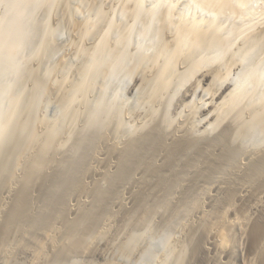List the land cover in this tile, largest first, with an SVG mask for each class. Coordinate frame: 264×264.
<instances>
[{"label": "bare ground", "instance_id": "1", "mask_svg": "<svg viewBox=\"0 0 264 264\" xmlns=\"http://www.w3.org/2000/svg\"><path fill=\"white\" fill-rule=\"evenodd\" d=\"M66 1L68 2L69 0H0V5H2V13L0 15V76L4 74L6 75L9 69L14 72V77L12 78V80L8 81L5 89H3L4 86L2 87V89L7 94H9L12 90H15L14 92L12 91V93H10V97L6 98L4 105L0 106V193L2 195V201H0V216L1 214L3 216L2 211H4V215L6 214L4 217V222L0 224V264H15L16 262L13 257L11 246L14 244L16 246L22 245V241L26 237L25 236L22 239V236L20 234V227L22 228L23 226L19 225V222L29 223L30 219L28 218V215H31L30 211L34 209L30 208L31 210L29 209L30 211L28 212V204L30 203L27 202L29 201V192H31L33 187H40L41 189H39L41 190V192L43 191L46 195L47 192L45 191L48 190L45 189L51 186V183L54 182L53 180L56 179L57 176L58 178H60V175H62V178L63 176H65L69 177V180L72 178V181H75L73 183L75 186L73 187L75 189V193L77 194L76 203L71 207V205H68L67 202H62V199L61 209L63 210L62 212H65L66 215H70L72 213L78 214L79 222L77 220V223L79 225L78 227H76L73 223H71L73 225H70L69 223L64 222L66 225L65 226L61 221H63V218H67V216H63V218L61 217L60 219L62 220L55 219L54 222L49 221L47 224L43 225L42 228H38L39 230L37 229V227L41 226H38L37 224H34V222H32L34 224L33 227L36 228L38 232L41 229L40 232L43 234L42 238H44H41L42 241L39 238V240H37L34 245L32 244L33 246H35L32 248V250L34 249L32 253V264H77L75 263L76 261L68 263V256H74L75 253H82L83 255L84 253L90 252V248L94 245V243L100 241L101 239H104L103 237L107 234V228L104 223L96 222L95 224H92V220L105 218L106 212L108 213V202H110V199L116 198L119 194H121V190H123L119 188L121 186V181L124 182L123 180H127L126 178H130L132 174H136L135 171H141L137 170L140 167H143L144 169L147 166L145 168L147 169L155 164L156 153H154L153 151L156 152V149L160 150L161 148H164L167 140L166 138L168 137L171 138V142L167 143L169 144V148L167 154L163 155V157L167 155V164L164 163L166 165L163 169L155 168L152 173L153 176H155L156 181L153 185V189L157 188L158 183H163L164 186H162V188L166 190L164 195L165 198L168 196V194L171 193L175 186L179 185L185 179L184 173L189 170H191V172L194 171V177L196 178V180L204 178L208 180H216L215 174L217 175L224 172L235 175L238 172V176H240L242 182L246 184V188L247 185H249L248 188H250V185L254 184H256L258 188L255 189V185L252 186L254 188V191L251 194L252 198H250L252 201H250L249 199L251 204L248 203L250 204V207L248 208H246V206L245 208H242L241 205H244L242 200H244V197L246 196L245 194L250 192V189L245 188L243 189L241 195H236V193L234 192L236 189L234 190L232 187H223L221 189L219 188L220 190H223V193H225L224 197L219 202L217 195L216 198L214 197L210 199V207L207 208L206 211H202L198 208L199 203H196V200L195 202L193 201L186 204L187 206L181 205L180 208L182 209V212L180 210V214L184 213V219L188 218L190 220V217H192L191 214L196 213L198 221L195 219V224H197L195 226L197 227L193 229H191L192 227L190 228L189 224V227H186V225L182 221H180L181 223L179 224V226H176L178 225V223L175 225L176 220H174L175 222H171V220H168L170 221V223H168V221L164 219L163 216L161 217V215H159L161 218H163V220H166L168 224H171L169 226L173 227L174 229L176 227L177 229H175V231L180 232V234L182 235H180L178 240L174 241L171 239L172 236L171 238H169L166 246L164 247V249H162V254L158 260V264H185L190 258L189 256H187L188 244L192 240L194 241V232H196L197 230H200L203 233V238L200 242L197 243V245H194V253L197 255V253L200 254L201 252H203L202 254L205 255L204 253H210L212 251L217 256L221 255V257H223L224 254H226L230 249L229 242L231 241L229 240L231 238L229 239L230 235H228V228L231 225L236 227L240 240H243L246 237L250 238L247 235L249 233L248 228L251 226L250 232H252L251 234L253 235V239L250 240L253 241V244L252 247L248 246L250 248H247L249 250L251 249L250 254H254L253 256L259 259L258 262L260 261V264H264V225L262 224L264 223V221L262 223L256 222L255 224H253L254 222L251 221V214L253 212L250 214V211H253L251 209L257 211L261 207L262 210V205L264 204V86L260 87L264 84V71H262L264 70V66L262 65V67L261 65H258L260 63L256 62V60L255 62L258 64L254 63L253 61L254 53L261 50V47L260 49L258 47L264 42V27H262L261 29L259 28V30L257 29V31H255L254 28V31L257 35L255 34L254 36V34H249L248 36H246L247 40L245 39V36L242 35V38H240V40L242 39L241 41L243 42L244 39V42L246 44H244L243 42V47H239L240 42L237 44V41L236 44L238 45V47H235V43L232 44L233 40L230 41L231 39H233V37L229 38L235 31L232 32L231 35H228L229 37L227 38V34L226 36L222 35L223 33L225 34V32L221 31V28L217 24V22H215V20L213 19H205V16H203L204 19L198 17L187 18L186 15H188V13L186 15L184 14V16L181 14V18H176L177 20L175 21V24H173V30L171 27L172 25L169 22V20H171L169 18V16L171 17L169 12H171L170 10L174 11L173 9L178 7L168 9L169 6H167L166 4L167 9L163 10L166 13L163 11H161L163 13H160L162 14V17L165 16V19L160 16L161 20L164 19V22L161 25L162 27L160 26L161 28L158 30V32L155 31V33H158L157 36L154 32H151L156 37H161L162 40H164L162 41L160 39L162 45L159 46V43L161 42H157V40H159L157 38V40H154L153 42L156 41L159 45H149L150 47L153 45V48L155 45H157L156 49L154 48L155 51L153 50L152 53L148 52L150 53L148 54L147 52L142 50L143 53H146L145 55L143 53H138L137 55V51L135 50L133 52L134 54H131L129 51L131 55H129L130 57H128L132 58V62L130 61L131 59L127 62L129 58H127L126 56L127 59L125 58V64H121L123 67H129L127 71L125 70V75L122 74L124 75L122 79H134V84H136V92L134 91L135 97L131 96V98L134 97L132 102H130L129 100L130 104L126 105L125 103L118 101L119 93H121V85L117 86L116 84L117 87L115 88L116 92L114 96L108 99L105 96V90L109 86V84H106L108 86H105V84L103 86L102 82L104 79L106 83L109 82L110 77L117 67V61L121 58L120 55L114 56V52H117L118 50H120V48H124L123 45L126 44L127 46V43L131 41H129L130 38H128L129 36H127V32L129 33V31L126 30V34L123 33L125 39H128V42H126L124 37L121 36L117 40L110 42L111 38L110 40L108 39L109 35H112L113 33H115V31L113 32L114 25H111V22L113 21L109 18L108 20H106L107 25L103 30H106L107 27L108 30H110V28L113 27L110 31V33H113L110 34L106 31L107 33H109L108 35L105 31H103L105 32H102L103 34H105L103 36V34H99V32H97L100 35L99 38L97 36L98 34H96V37H98L97 43L93 44L91 49L89 48L88 50H86L84 47V41L88 40V36H90L93 32H96L95 30H97L100 23L97 24L94 21L93 17V20L89 19L88 16L87 19H83V15L81 16V19L83 20L76 19V21L74 22L71 21V19L67 17V13L69 16V13L71 10H73V7L69 11V3L66 4ZM102 1L103 0H97V2L95 1L97 5H94L93 8L99 7L103 11V9L105 8V3L103 2L105 1ZM122 1L123 3L125 2V5L122 3L124 7L128 6L127 8L130 9V18H135L134 20L131 18L134 22V27L135 22L138 20L136 19V16L138 15L139 17L140 15L139 10L142 1ZM239 1L241 2V0ZM109 2H107L106 0L107 4ZM204 2H207V0H204ZM219 2L221 3H218L219 6L222 5L221 7L224 10V7H228L230 5L228 2H232V0H220ZM236 2L237 1H235V3ZM87 3L89 4L90 2ZM112 3L113 2L109 4L112 5ZM167 3L170 4V1ZM172 3L174 5V2ZM222 3H224V5ZM236 4L238 5V3ZM61 5H63V7H60L61 9H66V5L68 8L65 16H60H63L64 19H66L67 17V24L64 23L65 21L63 22L61 20V22H63L65 25H68L67 27L70 28L72 32L71 39H73V41L71 40L72 42H69L68 48L66 47V54L61 57V59H59L56 63L51 61L50 64L47 65L48 60L45 58L47 61H44V57H47V55L44 56L45 48L48 47L49 49L52 48V45L53 47L56 45L54 43L55 41L53 42L52 40L54 39L53 37L51 41H49V32L47 31V29L49 30V27H47V23L49 22L48 19L51 16V12H55L54 9L58 12L57 9L60 8L57 7ZM85 5H83L84 8H86ZM88 6H91V4ZM108 6L106 8H108ZM207 6H209V4ZM122 7L123 6L121 5V8L119 9L120 12H122L121 10H123ZM217 7L218 6H216V8ZM229 7H231L230 9L228 8L229 10L235 9L234 7L232 8V6ZM74 8L76 9V5L74 6ZM150 8L153 9L152 6ZM216 8L213 9L216 10ZM105 9L103 11V14L105 13ZM228 9L226 8L227 11H229ZM40 10H42L44 13L40 12ZM97 10L96 12L99 13L100 9ZM141 10H143L144 12V7L143 9L141 8ZM226 10H224V12ZM232 10L230 12H232ZM34 11L37 13L39 11L43 16H39L41 17L39 18L40 20L37 17L33 28L28 29L27 27H24V23H26V17ZM152 11L155 13L156 8L155 11L154 9ZM109 12L110 10L107 11V13ZM127 12L129 14V11ZM127 12L125 13L124 10L122 15L125 14V17H127ZM147 12L148 10L145 11V13ZM107 13L106 16L108 15ZM143 14L141 15L145 16ZM214 14L212 15L213 18L215 17V15H217ZM112 15L115 16V13ZM119 15L121 16V14ZM176 15L177 12L175 16ZM196 15L198 16V14ZM152 16L153 15H151L150 17L153 19L154 16ZM78 18H80V16H78ZM105 18L103 17L104 20ZM263 20L264 18L262 19V23L259 20L261 25H263ZM219 22L221 21L219 20ZM158 23L160 24L162 22L159 21ZM60 24L62 25V23ZM147 24L144 26V29L151 28L150 26L147 27ZM257 24L258 22H256V24H254L253 26H256L257 28ZM53 25L55 26V24ZM96 25L98 27H96ZM223 26L225 27V23ZM23 27L26 30L23 29ZM118 27L120 29V26ZM232 28L233 26H231L230 30L233 31ZM124 29L125 28L123 27V30L121 29L118 31L125 32ZM129 29H131V27L128 28V30ZM145 30L143 31L147 34V29ZM151 30L155 29L152 28ZM239 31L241 32L243 30ZM244 32L246 31L244 30L241 33ZM101 35L103 37H101ZM106 35H108V37H106ZM153 35L152 37L153 39H155L156 37L154 38ZM237 35L238 33L235 36L236 38L238 37ZM239 35L241 34L239 33ZM162 36H164V39ZM23 38H25L24 41H22ZM90 39L92 38H89V41ZM234 40L236 41V39ZM48 42H53V44L51 45ZM23 44H26L27 46V53L25 55L20 53V47ZM119 44L120 48L118 47ZM106 45H108V48H104V46ZM55 47L54 51L56 49L59 50L58 48L55 49ZM139 47H141V45ZM106 48L108 49V51L105 50L107 52H104L103 49ZM153 48L151 47L149 49ZM207 48H213L214 52H212L211 50L213 49H211L210 51L212 52V54L205 53L204 50ZM262 48L264 49V47ZM62 51L64 52V50L62 49L60 52L57 51L58 54L57 52L56 54L59 56V53H61ZM51 52L52 51H49V53ZM122 52H124V50ZM257 53L259 57V52ZM118 54H121L120 51ZM57 55L54 56V58H56ZM126 55H128V53ZM263 57L261 60H263ZM58 58L59 57H57V59ZM259 59L257 61H260ZM44 62H47V66L41 65L42 63L45 64ZM126 63L130 64V66H128ZM122 66L118 67V71L122 70H119V68H121ZM261 67L263 69H257ZM40 68H42L43 71L39 70ZM73 70L75 72L74 74L76 75L75 80H73V78L70 79L69 77L70 72ZM234 70H236V74L232 76V72ZM39 71L43 73H40ZM100 76L105 77L99 79L102 80V82L98 80ZM193 78H195V80L192 82L191 79ZM96 81L97 85L98 83H102L101 85L103 87L101 86L102 89L98 88V92L96 95L97 98L95 99L94 97L93 99L95 101H93L91 100L92 96L91 98H89V94L90 92L95 91V89L97 88V85L95 83ZM188 82L191 83L189 87V99L185 103L181 104V109L178 112L176 111V115L174 113L173 115L171 113V104L173 102L172 99L177 93H180L179 89L183 88V85ZM260 88L263 89L259 90ZM1 97H3L4 99V96ZM48 104L52 105L53 110L51 114H49L50 112L47 113L48 111L46 110ZM132 111L135 112L134 115L136 114V116L130 118V113ZM225 121L226 128L224 132H222V130L221 133H218L219 136L214 141L201 145L199 148L196 146V142L199 141V139H204L203 137L202 139L199 138L197 141L194 140L193 136L197 135V132H200V130L203 129L209 130L207 131V133H211L215 129L219 128ZM101 127L104 129L101 130ZM85 132L89 133V136L86 135ZM201 133L204 134V131H202ZM90 135H92V137ZM92 140H94L92 144L93 146H95V151L98 150V154H96V152L93 153L94 148L92 149V151H89L90 149H88V163H90L89 165H91L92 167L94 166L93 169L96 167V169L99 170V173L95 175L97 180L95 183L92 182L91 184L89 183V185H86L81 182L82 180H79V177H81V173L75 172V161H77L78 159L77 154L80 151L79 149H82L83 147L84 149H86V146H89ZM205 140H207V138ZM94 142H97L98 145L96 146ZM214 143L222 144L221 146L223 148L221 150L219 149L218 153H213V151H217V149L214 150L216 146ZM193 146L194 148L195 146L196 148H198H195L197 150V153L195 152V150H192L194 149ZM139 148H141V150H146L143 153L144 155H140L141 158L138 159L137 157L133 156L137 155L135 154V152ZM211 153L213 155H216L215 159L214 156L211 155ZM105 154H109L110 157L112 156V159H114L113 157L119 159L117 161H119V164L123 163V165L128 163L130 164V162H132L130 160L132 157L134 159L137 158V161H134V164L131 163V166L134 165L132 167V171H130L126 175L124 171L122 172V167H120L119 164L118 166H116V163L115 166L111 163L106 164L109 163V159L103 162L100 157L101 155L103 156ZM137 156L139 157V155ZM198 157H202V159H199ZM78 160L80 161V159ZM198 160H200V162ZM81 162L77 164H80ZM162 162H164V160ZM198 162L199 164L197 165ZM88 163H85V171H89L87 169V167L89 166ZM178 164H180V166L176 167V165ZM195 164L198 166L196 170H194ZM104 165L105 167H102ZM128 166L125 165V167ZM119 167L121 168L119 170L121 171V173L117 174L116 172ZM113 168H115L116 172L111 173L110 171L113 170ZM165 168L175 169L173 177H166L168 173L164 171ZM164 172H166L167 174L165 175ZM146 173L145 176H147ZM50 174L54 175L52 176ZM170 174L171 173L169 171V175ZM224 176L226 178V174L220 175L219 177ZM109 178L114 181L113 182L110 180L115 187L113 186L114 189L111 192L108 190L109 193L107 194L101 190V182L105 179H107L108 181ZM110 181H108V183ZM122 184L124 185L125 183ZM193 188L196 187L194 186ZM145 189L147 190L149 188L146 186ZM118 190L120 192L119 194ZM49 192L50 191H48V195H50ZM57 192L58 194L61 193V191ZM86 194H93V196L95 195V197H97V203L91 211V216H96L95 218L89 217L87 219L88 216L86 215L88 214L84 212V198ZM140 195L143 196L140 198V201H142L143 203L141 207H145L146 211L145 214L143 213L144 215L142 214L138 223L134 224L135 226L139 224L141 225V223H144L142 224V226L149 225L151 221H154L152 218L154 216H152L151 213H148L149 211L153 212L154 210H157V212H164L165 209H167L166 211H168L169 207L167 206V204L166 206H164L163 204L154 206L155 204L149 202L145 194L141 193ZM55 196H57V194ZM238 198L242 202L241 205H239V203H235V201H237L236 199ZM140 201L138 202L139 204ZM5 202H11L9 204L10 206L12 204V206L9 210L6 209L8 205L6 207L3 206L2 208V205H4L3 203ZM51 207L52 206H50L49 208ZM56 207L57 206H55V208ZM61 209L59 208L60 211ZM88 210L89 209H87L86 212ZM44 211L41 212L43 213ZM52 211L50 212L54 213ZM45 212L47 213V211ZM148 215H151L152 217ZM48 216L51 218L54 215L50 216L48 214ZM110 216L108 218H110ZM43 221L46 222L48 220L44 219ZM108 221L110 220L107 219V222ZM50 222L53 223L51 224ZM182 224H184L185 226L182 227ZM25 225L28 226V224ZM25 225L24 227H26ZM59 225L63 227V230L62 227L61 229H59ZM140 225L138 227H141ZM77 228L82 230L84 229L83 235L81 234L82 231H78ZM24 230L25 232H28L25 228ZM59 230L62 231L61 234H64L61 235L59 233ZM32 234H34V232ZM143 238L144 234L137 232L135 228L134 231L132 230V232H130L125 240L118 243L117 247L123 255V259L127 260L130 255L137 249H142L141 246H143ZM46 248H48L47 251ZM24 249H26V246ZM244 252L242 253L243 256ZM248 256L250 257V255ZM248 256L246 257L247 259L249 258ZM187 257L189 258L187 259ZM254 259L250 261L253 262L255 261ZM189 260H191V258ZM17 263L19 262L17 261ZM221 263L222 261L220 260V264ZM254 263L257 264V262Z\"/></svg>", "mask_w": 264, "mask_h": 264}, {"label": "rangeland", "instance_id": "2", "mask_svg": "<svg viewBox=\"0 0 264 264\" xmlns=\"http://www.w3.org/2000/svg\"><path fill=\"white\" fill-rule=\"evenodd\" d=\"M79 1V0H78ZM77 0H69L68 2L66 1L65 3L66 4H68L69 6H68V8H69V11H70V9L73 7V10H71L70 11V17L68 16V13H67V17L68 18H70L71 19V21H76V19L77 20H83L84 18H86L87 19V16H88V18L89 19H92V17H93V19H94V21L98 24V23H100L99 24V27L96 25V27H98L97 28V30H95L96 32H93L90 36H88V40H85L84 41V47H85V49L86 50H88L89 48L91 49V47H92V45L93 44H96L97 43V38L100 36L99 34H103V33H105L106 31L107 32H109L110 33V31H111V29L113 28H110L111 27V25H114V30H113V32L115 31V33H113V32H111L110 34H112V35H109V33H107L108 35H109V40H110V38H111V41L110 42H112V41H115V40H117L120 36L121 37H124V35H123V33H125L126 34V32L127 31H129V33L127 32V36H129L128 38H130L129 39V41L130 42H128L127 40L128 39H125V37H124V39H125V41L126 42H128L127 43V46H128V48H127V46H126V44L125 45H123V43H122V45L124 46V48H122L123 50H124V52H122L123 50L120 48V44L118 45V47L120 48V50H118L117 52H114V56H119L120 55V59L117 61V67L115 68V71L113 72V74H112V76L110 77V79H109V82H105V79L103 80V82H102V80H99V79H101V78H103L102 76H100L99 78H98V80L100 81V82H102L103 83V86H104V84H105V86H108V85H106V84H109V86L106 88V90H105V93H106V97L109 99V98H111L112 96H114V94H115V92H116V90H115V88L117 87V86H120V88H121V93H119V96H118V101L119 102H123V103H125L126 105L127 104H130L129 103V100H130V102H132V100H133V98L135 97V95H134V93L136 92L135 91V87H136V84H134L135 83V80L134 79H122V77L125 75V73H126V71H127V69L129 68H126V67H123L121 64L122 63H124L125 64V61H126V59L127 58H129L130 56L129 55H131L133 52H134V50L135 51H137V55H138V53L140 54V53H143V51H145V52H151L152 53V51L154 50L155 51V49H156V46L157 45H155L154 46V48H153V45L154 44H158L157 42H161L160 41V39L162 40V38L160 37V38H158V37H156L157 36V34L158 33H155V31L156 32H158V30L162 27L161 25L163 24V22H164V19H165V16H164V14L166 13L165 11H163V10H166L167 9V6H169V8L168 9H172L173 7L175 8V7H178V8H175V9H173L174 11H172V10H170L171 12H169L170 13V15H171V17L169 16V18L171 19V20H169V22L171 23V27H172V29L174 28L173 26V24H175V21L180 17V16H184V14L186 15L187 13H188V15H186L187 16V18H195V17H198V18H203V16H205V19H213V20H215V22H217V24L220 26V28H221V31L223 32H225V34L223 33L222 34V32H221V34L222 35H225L226 36V34H227V38L229 37L228 35H231L232 34V32H237L238 33V37L236 38L235 36H236V34L237 33H233L232 34V36H230L229 38H231V37H233V39H228V40H230V41H232V44L233 43H235V47H238V43L240 42V44H239V47H243V42L245 41L244 39H243V42L240 40V38H242V35L243 36H245V39L247 38L246 36H248L249 34H254V36H255V34H256V32L255 31H257V29L259 30V28L261 29L262 27H264V22H263V25H261V23H262V19L264 18V0H241V2L239 1V0H235V1H237L236 3H238V5L235 3V1L234 0H232V2H228L230 5L229 6H232V8L234 7L235 9L234 10H232V12H230L231 10H229L231 7H227L226 5V7H224V10H226V8L229 10V11H225L224 12V10H223V8L221 7V6H219V4L218 3H220L218 0H207V2H204V0H141L142 2H141V4H140V10H141V8L143 9V7H144V12H143V10H139V17H138V15L136 16L137 18L136 19H138L136 22H135V25H134V27H133V20L135 19H133L132 17V19L130 18V16H131V14H130V9L129 8H127V7H124V3H123V1L122 0H110V2H109V0H107V2H109L110 4H111V2H113L112 3V5H110L109 3L107 4L106 3V0H103V1H105V2H103V3H105V8L109 5V6H111V7H109L108 6V8H109V10H110V12L109 13H107V11H109L108 10V8H104L105 9V13L103 14V11H104V9H103V11H102V9L101 8H99V7H97V8H93V6L94 5H97L96 3H95V1L97 2V0H89V1H85V0H80L79 2H78ZM91 1H92V3H91ZM121 1V2H120ZM170 1V4L169 3H167V2H169ZM206 1V0H205ZM228 1H231V0H228ZM233 1H234V3H233ZM240 3H239V2ZM87 2H90L89 4L87 3ZM95 4H94V3ZM172 2H174V5H173V3ZM74 3H75V5H76V9L74 8ZM85 3H86V5H85ZM124 5H123V4ZM225 3V2H224ZM224 3H222L223 5H224ZM227 3V2H226ZM91 4V6H88V5H90ZM166 4H167V6H166ZM209 4V6H207ZM221 4V3H220ZM231 4H236L235 6L234 5H231ZM240 4V5H239ZM72 5H74V6H72ZM83 5H85L86 6V8H84V6ZM118 5V6H117ZM119 5H120V7H119ZM121 5L123 6L122 8H123V10H121L122 12H120V8H121ZM141 5H142V7H141ZM88 6V7H87ZM114 6H116V7H114ZM153 7V9H154V11H155V8H156V11H155V13L152 11L153 9L152 8H150V7ZM164 6V7H163ZM216 6H218L217 8H216ZM60 7H63V5H61V6H59V7H57V8H60ZM78 7V8H77ZM166 7V8H165ZM215 9L216 8V10H214L213 8ZM241 7V8H240ZM68 8H67V5H66V9H64V8H60V9H57L58 10V12L54 9V11L57 13H55V12H51V16H50V18L48 19L49 20V22L47 23L48 24V26L47 27H49V30L47 29V31L49 32L48 33V35H49V41H51V39H52V37L54 38V39H56V40H54V39H52L53 40V42L56 44L54 47H55V49L56 48H58L59 50H57L58 52H60L62 49L64 50V52L62 53H59L60 55L58 56L57 54H58V52L55 50L54 51V47H53V42L52 43H50V42H48L49 44H51L50 46L52 47V48H49L48 49V47L47 48H45V51H44V56L45 55H47V57H49V58H47L46 56L44 57V61L46 60L47 62H44L45 64H41V65H46V63H47V65L48 64H50V62L52 61V62H57L59 59H61V57H63L65 54H66V50H67V48H68V44H69V42H72L73 41V39H71L72 38V32H71V30H70V28L69 27H67L68 25H65V24H67L66 23V19H67V17H66V19H64V17L63 16H65V13H66V11L68 10ZM92 8V9H91ZM118 8V9H117ZM146 8V9H145ZM148 8V9H147ZM150 8V9H149ZM163 8V9H162ZM2 9V5H0V15H1V10ZM74 9H75V11H74ZM85 9V10H84ZM90 9V10H89ZM97 9H100L99 10V13L98 12H96V10ZM114 9V10H113ZM178 11H177V10ZM237 9V10H236ZM238 9H239V11H238ZM88 10V11H87ZM92 10V11H91ZM115 10H116V12H115ZM125 10V13L127 12V11H129V14H128V12H127V14L126 15H128L129 16V18H128V16L127 17H125V14H123L122 15V13H123V11ZM148 10V12L147 13H145V11H147ZM150 10V11H149ZM68 11V12H69ZM87 13H86V12ZM90 11H91V15H90ZM98 11V10H97ZM161 11H163V12H165L164 14H163V16L164 17H162V14H160V13H163V12H161ZM181 11V12H180ZM40 12H43L42 10H40ZM39 11H38V13L37 12H32L31 14H29L27 17H26V23H24V27H27L28 29H31V28H33V25H34V23H35V21L37 20V17H38V19L39 18H41V17H39L40 15L41 16H43L42 15V13H40ZM62 12H64V13H62ZM77 12V13H76ZM85 12V13H84ZM102 12V13H101ZM141 12V13H140ZM151 12V13H150ZM173 12V13H172ZM176 12H177V17L175 16V14H176ZM216 12V13H215ZM219 12V13H218ZM229 12V13H228ZM44 13V12H43ZM56 14V16H55V14ZM59 13H61V14H59ZM73 13V14H72ZM81 13V14H80ZM106 13L108 14L107 16H106ZM115 13V16H113L112 14H114ZM121 14V16L119 15V14ZM144 13V14H143ZM173 15H172V14ZM192 13V14H191ZM215 13V14H217V15H215V17L213 18V14ZM39 14V15H38ZM54 14V15H53ZM141 14H143V15H145V16H142ZM180 14V15H179ZM182 14V15H181ZM196 14H198V16L196 15ZM58 15H59V18H58ZM60 15H63V16H60ZM71 15H74L75 16V18H74V16H71ZM83 15V16H82ZM86 15V16H85ZM94 15V16H93ZM118 15V16H117ZM149 15V16H148ZM151 15H153L152 17H153V19L150 17ZM211 15V16H210ZM225 15V16H224ZM78 16H80V18H78ZM81 16H82V18L83 19H81ZM90 16V17H89ZM142 16V17H141ZM162 18H164L163 20H161V17ZM185 16V17H186ZM189 16V17H188ZM210 16V17H209ZM224 16V17H223ZM53 17V18H52ZM73 17V18H72ZM103 17L105 18V20L103 19ZM117 17V18H116ZM144 17H146V18H144ZM112 19V21L113 22H111L112 24L110 25V30H108V27H107V29L106 30H103L104 28H106V25H107V22H106V20H108V19ZM123 18V19H122ZM142 18V19H141ZM151 20V22H150V20ZM175 18V19H174ZM177 18V19H176ZM181 18V17H180ZM225 18V19H224ZM92 19V20H93ZM121 21H120V20ZM129 19V20H128ZM148 19V20H147ZM160 19V20H159ZM204 19V18H203ZM217 19V20H216ZM40 20V19H39ZM59 20H60V22H59ZM61 20L65 23H63V22H61ZM100 20V21H99ZM104 20V21H103ZM153 20V21H152ZM219 20L222 22H219ZM261 21V23H260V21ZM127 21V22H126ZM132 21V22H131ZM149 21V22H148ZM162 22V23H158V22ZM264 21V20H263ZM114 22H115V24H114ZM126 22V23H125ZM147 22H148V24H147ZM154 22V23H153ZM219 22V23H218ZM225 23V27L223 26L224 25V23ZM256 22H258V24H257V28H256V26H253L254 24H256ZM58 23V24H57ZM60 23H62V25L60 24ZM121 23V24H120ZM129 23V24H128ZM150 23V24H149ZM153 23V24H152ZM156 23V24H155ZM260 23V24H259ZM53 24H55V26L53 25ZM58 26H57V25ZM120 24V25H119ZM132 24V25H131ZM147 24V27L148 26H150L151 28L150 29H148V28H145V29H147V34L145 33L146 32V30L144 29V26ZM223 24V25H222ZM248 24H252L251 26L250 25H248ZM60 25V26H59ZM101 25H103V26H101ZM115 25H116V27H115ZM125 25V26H124ZM127 25V26H126ZM152 25V26H151ZM154 25V26H153ZM118 26H120V29H119V27ZM125 28L124 30H125V32L124 31H118V30H123V27ZM131 27V29H129L128 30V28H130ZM157 26V27H156ZM158 26H159V28H158ZM161 26V27H160ZM231 26H233V31L232 30H230L231 29ZM249 26H250V29H253V30H250L249 29ZM253 26V27H252ZM23 27V29H25ZM57 27H59V28H57ZM122 27V28H121ZM132 27H133V29H132ZM245 27V28H244ZM56 28V29H55ZM69 28V29H68ZM115 28H117V29H115ZM152 28H154L155 30H151ZM158 28V29H157ZM254 28H255V31H254ZM68 29V30H67ZM99 29V30H98ZM101 29V30H100ZM145 30V32L143 31V30ZM238 29V30H237ZM26 30V29H25ZM56 30H58V31H56ZM127 30V31H126ZM174 30V29H173ZM239 30H245L246 32H244V33H241V32H243V31H239ZM103 31H105V32H103ZM150 31V32H149ZM239 31V32H238ZM249 31V32H248ZM97 32H99V34L97 33ZM103 32V33H102ZM116 32H119L120 34H121V32H122V34L120 35L119 33H116ZM141 32V33H140ZM151 32H154L155 33V35H153V33H151ZM144 33V34H143ZM239 33L241 34V35H239ZM247 33V34H246ZM71 34V35H70ZM96 34H98L97 36L98 37H96ZM117 34V35H116ZM71 37H70V36ZM105 34H103V36H104ZM108 35H106V37H108ZM114 35H115V38H114ZM119 35V36H118ZM123 35V36H122ZM130 35H131V37H130ZM140 35V36H139ZM152 35L154 36V38L155 39H153V37H152ZM257 35V34H256ZM102 35H101V37H103ZM118 36V37H117ZM127 36H126V38H127ZM161 36V35H160ZM240 36V37H239ZM163 37V39H164V36H162ZM235 37V38H234ZM69 38H70V40H69ZM89 38H92V39H90V41H89ZM96 38V39H95ZM100 38V37H99ZM113 38V39H112ZM157 38L159 39V40H157ZM239 38V39H238ZM24 39L25 38H23L22 39V41H24ZM123 39V40H124ZM153 39V40H152ZM234 39H236V41L234 40ZM72 40V41H71ZM92 40V41H91ZM96 40V41H95ZM154 40H157V42L155 41V42H153ZM247 40V39H246ZM56 41H57V43H56ZM120 41V40H119ZM118 41V42H119ZM150 41H152V42H150ZM162 41H164V40H162ZM238 41V42H237ZM64 42V43H63ZM66 42V43H65ZM95 42V43H94ZM124 42V41H123ZM150 42V43H149ZM236 42H237V44H236ZM247 42V41H246ZM60 43V44H59ZM130 43V44H129ZM64 44V45H63ZM66 44H67V46H66ZM129 44V45H128ZM150 44H153L151 47L153 48V49H149V48H151L149 45ZM160 44V45H159ZM158 45L159 46H161L162 45V42L161 43H159ZM242 44V45H241ZM244 44H246L245 42H244ZM61 45V46H60ZM141 45V47H139V46ZM146 45H148V46H146ZM241 45V46H240ZM47 46V45H46ZM108 45H106V46H104V48L105 47H107ZM143 46V47H142ZM61 49H60V48ZM67 47V48H66ZM140 50H138L137 48ZM146 47V48H145ZM244 47H246V46H244ZM260 47H261V50H259L260 49ZM262 47H264V42L258 47L259 49V51H256L255 53H254V58H253V61H254V63H256V62H259L260 64H258V63H256V64H258V65H263L264 66V49L262 48ZM64 48H66V49H64ZM108 48V47H107ZM103 49L104 50V52H107L108 51V49ZM134 48V49H133ZM48 49V50H47ZM118 49V48H117ZM116 49V50H117ZM137 49V50H136ZM148 49H149V51H148ZM209 49V50H208ZM211 49H213V48H207V49H205L204 50V52L205 53H210V54H212V52H214V49L213 50H211ZM262 49H263V51H262ZM105 50H107V51H105ZM143 50V51H142ZM212 52H211V51ZM49 51H52L51 53H49ZM119 51H120V53L122 54H118L119 53ZM129 51H130V53H129ZM46 52H47V54H46ZM56 52H57V54H56ZM143 53L144 55L146 54V53ZM257 52H259V57H258V53ZM20 53L21 54H23V55H25L26 53H27V46H26V44H23L21 47H20ZM128 53V55H126V54ZM263 53V54H262ZM50 56H49V55ZM62 54V55H61ZM113 54V53H112ZM134 54V53H133ZM148 54H150V53H148ZM57 55V57H59L58 59H57V57L56 58H54V56H56ZM124 55H125V57H124ZM263 57V60H261L262 59V57ZM126 56H127V58H126ZM129 56V57H128ZM133 56V55H132ZM131 56V57H132ZM257 57V58H256ZM46 58V59H45ZM126 58V59H125ZM260 58V59H259ZM56 59V60H55ZM131 59V60H130ZM260 60V61H257V60ZM131 61L132 62V58H129L128 60H127V62L128 61ZM255 60H256V62H255ZM130 62V63H131ZM127 64V63H126ZM46 65V66H47ZM122 66L121 68H119V70H121V71H118V67H120V66ZM128 66H130V64H127ZM126 65V66H127ZM258 65H256V66H258ZM45 66V67H46ZM262 66V67H263ZM42 67V66H41ZM258 67H260V66H258ZM257 68V69H263V68ZM39 70H41V71H43V69L42 68H40ZM126 70V71H125ZM183 70V69H182ZM41 71H39L40 73H43V72H41ZM262 71H264V70H262ZM73 72V73H72ZM72 73V74H71ZM75 72H74V70L73 71H71L70 72V74H69V77H70V79H72L73 78V80H75L76 79V75L74 74ZM122 74H124V75H122ZM236 74V70H234L233 72H232V76H234ZM14 77V72L11 70V69H9V71H8V73H6V75L4 74V75H2V76H0V89L2 90H0V106H3L4 105V102H5V100H6V98L7 97H10V93H12V91L14 92L15 90H12L9 94H7V93H5V91H3V89H5V86H6V84H8V81H10V80H12V78ZM105 78V77H104ZM3 79V80H2ZM5 79V80H4ZM195 80V78H193V79H191V81L193 82ZM263 80H264V77H263ZM190 81V82H191ZM190 82H188V83H186V84H184L183 85V88H181V89H179V92L180 93H177L175 96H174V98L172 99V101L174 102H172V104H171V113L173 114H175L176 115V111L178 112L180 109H181V107H182V105L181 104H183V103H185L188 99H189V91H190V89H189V87H190ZM96 83V85H97V81L95 82ZM102 83H98V85H99V87H98V85H97V88L95 89V91H93V92H90V94H89V98H91V96H92V98H91V100H93V101H95L93 98L95 97V99L97 98L96 97V95H97V92H98V88H101L102 89ZM116 84H117V86H116ZM133 84V85H132ZM4 86V87H3ZM102 86V87H101ZM134 86V87H133ZM262 86H264V84L263 85H261L260 87H262ZM2 87H3V89H2ZM133 88V89H132ZM264 88V87H263ZM263 88H260L259 90H261V89H263ZM182 89H183V91H182ZM188 92H187V91ZM135 91V92H134ZM187 92V93H186ZM93 93V94H92ZM100 93V92H99ZM4 94H7V95H4ZM95 94V95H94ZM188 94V95H187ZM94 95V96H93ZM121 95V96H120ZM1 96H4V99H3V97H1ZM131 96H134V97H132L131 98ZM184 96H186V97H184ZM121 97V98H120ZM131 99H130V98ZM181 98V99H180ZM2 101H3V103H2ZM184 101V102H183ZM128 102V103H127ZM178 102V103H177ZM175 104V105H174ZM51 106V107H50ZM130 106V105H129ZM128 106V107H129ZM176 107V108H175ZM179 107V108H178ZM46 110L48 111L47 113H49V114H51L52 113V105H50V104H48V106H47V108H46ZM50 110V111H49ZM133 112V113H132ZM131 113H130V118H133L134 116H136V114L134 115V111H132ZM173 114V115H174ZM227 121V120H226ZM226 121L225 122H223V124H221V126L219 127V128H217V129H215L214 131H212L211 133H207V131H209V130H203V129H201L200 130V132H197V135H195V136H193L194 137V140H198L199 138H203L204 137V139L203 140H200L199 139V141H197L196 142V146L199 148L201 145H204V144H207V143H209V142H212V141H214L218 136H219V134L218 133H221V131L222 132H224V130H225V128H226ZM223 126V127H222ZM102 129H104V128H102L101 127V130ZM217 130V131H216ZM202 131H204V134H205V132H206V134L204 135V134H202L201 132ZM216 131V132H215ZM86 133V135H88L89 136V133H87V132H85ZM200 134H202V135H200ZM221 135V134H220ZM91 137H92V135H90ZM207 138V140H205L206 138ZM167 140H166V144H165V147L164 148H161L160 150H158V149H156V152L155 151H153L154 153H156L155 154V156H156V162H155V164H153V166H150L149 168H147V169H143V167H140L139 169H137V170H141V171H138V172H140V173H138V172H136L135 171V173L136 174H132V176L130 177V178H126L127 180H123L124 182H122V183H125L124 185L120 182V184H121V186L119 187V188H121V189H123V190H121V194H119L120 192H119V190H118V196L116 197V198H112V199H110V202H108V209H107V211H108V213L106 212V216H105V218H99V219H97V220H99V221H97V220H95V219H93L92 220V224L94 223H100V222H102V223H104L105 224V226H106V230H107V234L103 237L104 239H101L100 241H97V242H95L94 243V245L90 248V252H87V253H84L83 255H82V253H73L74 254V256L72 255L71 257L70 256H68V260H67V262L68 263H72V262H74V261H76L75 263H77V264H158V260H159V258H160V256H161V254H162V249H164V247L166 246V244H167V242H168V240H169V238H171V236H172V240L174 241V240H178L179 239V237H180V235H182V234H180V232H178V231H175V229H177L176 227H175V229L173 228V227H171V226H169V225H171V224H168V223H170V221H168V220H171V222L172 221H174V220H176V223H175V225L178 223V225H176V226H179V224L181 223L180 221H182V222H184V224L186 225V227H189L190 226V228L191 229H193V228H195V227H197V226H195V225H197V224H195L196 223V221H195V219L197 220L198 218L196 217L197 215H196V213H193V214H191L192 215V217H190V220L188 219V218H183L185 215H184V213H182V214H180L181 212H182V209L180 208V206L181 205H185V206H187L186 204H188V203H190V202H195V200H196V203H199L198 204V208L200 209V210H202V211H206L207 210V208H209L210 207V199H212V198H216V195H217V197H218V202L219 201H221L222 200V198L224 197V195H225V193H223V190H220L221 188H223V187H227V188H229V187H232L235 191V193H236V195L238 194V195H241L242 194V192H243V189H245L246 188V184H244L243 182H242V180L240 179V176H238V172L235 174V175H232V174H228V173H219V174H215V179L216 180H212V179H210V180H208V179H199V180H196V178L194 177V171H192L191 172V170H189V171H186L185 173H184V175H185V179L179 184V185H177V186H175V188L171 191V193L170 194H168V196L165 198L164 197V195H165V191L166 190H164L163 188H162V186H164L163 185V183H158V186H157V188L156 189H153V185H154V183L156 182L155 181V176H153V171L155 170V168H158V169H163L164 167H165V165L167 164V162L166 161H168V159H167V155L166 156H164L163 157V155L164 154H167V151H168V146H169V144H167V143H170L171 142V138L170 137H168V138H166ZM93 141L94 140H92L91 141V144L93 143ZM95 143V145L97 146L98 145V143L97 142H94ZM91 144L89 145V146H86L87 148L86 149H84V147L81 149H79L80 151L78 152V156H77V158L78 159H80V161L77 159V161H75V172H77V173H81L80 175H81V177H79V180L82 182V183H84V184H86V185H89V183L91 184L92 182L93 183H95L97 180H96V176L95 175H97L98 173H99V170H97L96 169V167L93 169V167L91 166V165H89L90 163H88V152L89 151H92V149L95 147V146H93V144H92V146H91ZM216 146H215V149L214 150H216L217 149V151H213V153H215V152H219L218 150L220 149H222L223 147L221 146L222 144H217V143H214ZM146 146V145H145ZM196 146H195V148H196ZM88 147H90V148H88ZM219 147V148H218ZM142 148V147H141ZM141 148H139V149H137L136 150V152H135V154H137V155H139V157L136 155V156H133V157H137L138 159L139 158H141V156H142V154L145 152V150L146 149H142L141 150ZM193 148H194V146H193ZM192 149V150H195V152L197 153V150L196 149H198V148H196V149ZM88 149H90L89 151H88ZM87 152H86V151ZM83 151V152H82ZM85 151V152H84ZM98 150H96L95 151V148L93 149V153H95L96 152V154H98V152H97ZM139 151V152H138ZM86 154V155H85ZM134 154V155H135ZM141 155V156H140ZM144 155V154H143ZM194 155V154H193ZM211 155L212 156H214V159H215V157H216V155H213L212 153H211ZM62 157V156H61ZM132 157V158H133ZM165 157H166V160H165ZM111 158V159H110ZM114 159H112V156L110 157V155L109 154H105V155H101V157H100V159L103 161V162H105V161H107V159H109V163H106V164H112V165H114L115 166V163H116V166H118V164H119V161H117V160H119V159H116L115 157H113ZM132 158L130 159L132 162H130V164H129V166H128V164H124L123 165V163H121V164H119V166L120 167H122V169L119 167V169L117 170V172H116V170H115V168H113V170H111L110 172L111 173H114V172H116L117 174L118 173H121V171H119L120 169L122 170V172L124 171V173L127 175L130 171H132V167L134 166V165H132L131 166V163L132 164H134L135 162L134 161H137L136 159L137 158H133V160H132ZM160 158V159H159ZM161 158H162V160H161ZM199 159H202V157H198ZM211 158H213V157H211ZM112 160V161H111ZM164 160V162H162ZM82 161V162H81ZM115 161V162H114ZM199 162H200V160H198ZM213 161V160H212ZM79 162H81L80 164H77V163H79ZM114 162V163H113ZM199 162L197 163V165L199 164ZM201 162H202V160H201ZM85 163H88V167L89 168H91V169H89L88 167H87V169L89 170V171H85V169H86V165H85ZM126 163V162H125ZM164 163H166V164H164ZM125 165L126 166H128V167H125ZM196 164H195V168H194V170H196L197 169V166ZM131 166V167H130ZM178 166H180V164H178V165H176V167H178ZM102 167H105V165L104 166H102ZM85 168V169H84ZM131 168V169H130ZM79 169V170H78ZM102 169H104V168H102ZM130 169V170H129ZM147 170H148V172H147ZM175 169H173V168H165V170L164 171H166L167 173H168V175H166L167 173L166 172H164L165 173V175H166V177L167 178H171V177H173V174L175 173V171H174ZM169 171H170V175H169ZM172 171V172H171ZM147 172V173H146ZM94 175H93V174ZM96 173V174H95ZM138 173V174H137ZM145 173L147 174V176H145ZM142 174H144V175H142ZM151 176H150V175ZM226 174V178H225V176L224 177H219L220 175H225ZM50 175H52V174H50ZM54 175V174H53ZM52 175V176H53ZM79 175V174H78ZM83 175V176H82ZM120 175H122V174H120ZM149 175V176H148ZM228 175V176H227ZM51 176V177H52ZM64 177L65 176H63V178H62V175H60V178H58V176H57V178L56 179H54L53 181L54 182H52L51 183V186L49 187V188H46L45 190H48V191H50L49 192V194L50 195H48V191H45V192H47L46 193V195H45V193L43 192H41V188L39 189L38 187H33L32 188V190H31V192H29L30 194V196H28V200L29 201H27L29 204H28V212L32 209V208H34V209H32L30 212V214L31 215H28L29 217V223L27 222V223H22V222H19V225H22L23 227L21 228L20 226V234H21V236H22V239H23V241H22V245H18V246H16L15 244L14 245H12L11 246V248H12V251H13V257H14V260L16 261L15 262V264L17 263V261L19 262V263H17V264H32V259H33V250H32V248L33 247H35V246H33L34 244H35V242L37 241V240H39V238H40V240L42 241V239H44V238H42V236H43V234L40 232L41 231V229H40V231L38 232V228H42L43 227V225H45V224H47L49 221H53L54 222V220L55 219H58V220H62V219H60L61 217L63 218V216H67V218H63V221H61L62 223H64V222H67V223H69L70 225H75L76 227H78V223H77V220H78V222H79V215L78 214H76V213H72V214H70V215H66L65 214V212L63 213L62 211V207H61V205H62V203H61V201H62V199H63V201L62 202H67L68 203V205H71V207L72 206H74L75 205V203H76V193H75V189H74V187L73 186H75L73 183L75 182V181H72V178L69 180V177H65V180H64ZM189 177V178H188ZM192 177V178H191ZM219 179H218V178ZM227 177H228V179H227ZM239 177V178H238ZM263 177H264V174H263ZM142 178H144V179H142ZM62 179V180H61ZM218 179V180H217ZM227 179V180H226ZM78 180V181H79ZM111 180V178H109V180L108 181H110ZM140 180H141V182H140ZM231 180H233V181H231ZM58 183H57V182ZM66 181H68V182H66ZM77 181V182H78ZM84 181V182H83ZM108 181H107V179H105V180H103L102 182H101V190L103 191V192H105V193H109L108 192V190L111 192L113 189H114V185L112 184V182L111 181H113V180H111L109 183H108ZM127 181H130V182H127ZM193 181H195V182H193ZM61 182V183H60ZM88 182V183H87ZM114 182V181H113ZM131 182H133V183H131ZM63 183V184H62ZM66 183V184H65ZM204 183V184H203ZM214 183V184H213ZM237 183V184H236ZM111 184V185H110ZM207 186H206V185ZM213 184V185H212ZM239 184V185H238ZM243 184H244V186H243ZM71 185V186H70ZM209 185H210V187H209ZM231 185V186H230ZM256 187H255V186ZM254 185H250L251 187L250 188H248V186L249 185H247V188L246 189H250V192L249 193H247V194H245L246 196L244 197V200H242V202L244 203V205L242 204V202L239 200V198L238 199H236L237 201H235V203L236 204H238L239 203V205H241V207L242 208H245V206H246V208H248V207H250V204H251V202L250 201H252L250 198H252V192L254 191V188L256 189V188H258L257 187V185L256 184H254ZM264 185V184H263ZM114 186V187H113ZM146 186L149 188V189H145L146 188ZM196 187V188H193V187ZM207 188H205V187ZM252 186H254V188L252 187ZM140 188V189H138V188ZM244 187V188H243ZM264 187V186H263ZM54 188V189H53ZM71 188V189H70ZM73 188V189H72ZM118 188V189H119ZM220 188V189H219ZM181 189V190H180ZM252 189V190H251ZM69 190H70V192L72 193H70L69 192ZM72 190V191H71ZM180 190V191H179ZM36 191V192H35ZM53 191V192H52ZM57 191H61V193H59L58 194V192ZM123 191V192H122ZM241 191V192H240ZM135 192V193H134ZM200 192V193H199ZM42 193V194H41ZM55 193V194H54ZM141 193H143V194H145L146 195V197L148 198V200H149V202H152V203H154L155 205L154 206H156V205H161V204H163L164 206H166V204H167V206L169 207L168 208V211H166L167 209H165L164 210V212L162 211H158L157 212V210H154L153 212H148V213H151V215L152 216H154V217H152L151 215H148V216H150V217H152L153 218V220L154 221H151L150 222V224L149 225H143L142 226V224H144V223H141V227H138L139 225H137V226H135L134 224H137L138 223V221L140 220V217L142 216V214L144 213L145 214V211H146V209H145V207H141V205L143 204L142 203V201H140V198L141 197H143L142 195H140ZM161 193V194H160ZM174 193V194H173ZM200 195H199V194ZM206 193V194H205ZM218 193V194H217ZM43 194H44V196H43ZM53 194V195H52ZM57 194V196H55ZM61 194V195H60ZM63 194V195H62ZM69 194V195H68ZM160 194V195H159ZM38 195V196H37ZM65 195V196H64ZM67 195V196H66ZM89 194H86L85 195V198H84V200H85V202H84V204H85V208H84V212L86 213V214H88V215H86V216H88L87 217V219L89 218V217H91V218H95V217H93V216H91L92 215V210H93V208H94V206L96 205V203H97V197H95V195L93 196V194H90L89 196H88ZM120 195H121V197H120ZM151 195V196H150ZM195 195H196V197H195ZM218 195H220V196H218ZM249 195H251V196H249ZM34 196V197H33ZM48 196V197H47ZM61 198H59V197ZM158 196V197H157ZM160 196V197H159ZM47 197V198H46ZM56 197H58V198H56ZM64 197H65V199H64ZM120 197V198H119ZM145 197V198H146ZM158 199H157V198ZM163 197V198H162ZM46 198V199H45ZM95 198V199H94ZM155 198H156V200H155ZM197 198V199H196ZM43 201H42V200ZM129 199V200H128ZM164 199V200H163ZM246 199H247V201H246ZM249 199H250V201H249ZM96 200V201H95ZM128 200V201H127ZM0 201H2V195H1V193H0ZM51 201V202H50ZM113 201V202H112ZM140 201V204L138 203ZM187 201V202H186ZM208 201V202H207ZM50 202V203H49ZM133 202V203H132ZM163 202V203H162ZM186 202V203H185ZM8 203V204H7ZM9 203H11V202H5V203H3L4 205H2V208H3V206L4 207H6L7 205V207H9V208H7L6 207V209L7 210H9L10 209V207L12 206V204H11V206H10V204ZM74 203V204H73ZM135 203V204H134ZM171 203V204H170ZM248 203H250V204H248ZM31 204V205H30ZM47 204H49L50 206H52L51 208H49L50 206L49 205H47ZM139 205H140V207H139ZM239 205H238V207H239ZM264 205V204H263ZM262 205V210H261V207H260V209L259 210H254V209H251V208H249V209H251V210H253V211H250V214H251V221L252 222H254L253 224H255L256 222H260V223H262L263 221H264V211H263V206ZM30 206V207H29ZM55 206H57L56 208H55ZM40 208V209H38V208ZM48 207V208H47ZM119 208V209H117V208ZM133 207V208H132ZM137 207V208H136ZM31 208V209H30ZM42 208V209H41ZM46 208V209H45ZM59 208L61 209V211L59 210ZM140 208V209H139ZM154 208V207H153ZM5 209V208H4ZM5 209V210H6ZM30 209V210H29ZM48 209V210H47ZM53 211H52V210ZM87 209H89L87 212H86V210ZM124 209V210H123ZM136 209V210H135ZM138 209V210H137ZM248 209V210H249ZM47 211V213L45 212V211ZM135 210V211H134ZM143 210V211H142ZM179 210V211H178ZM180 210H181V212H180ZM260 210H261V212H260ZM38 211H39V213H38ZM41 211H44L43 213L41 212ZM50 211H52V212H54V213H51ZM110 211V212H109ZM120 211V212H119ZM136 212V213H134V212ZM140 212V214H139V212ZM254 211H255V214H254ZM6 212V211H5ZM41 212V213H40ZM50 212V213H49ZM61 212H62V214H61ZM2 213H3V216H2V214H1V216H0V224H2L3 222H4V217H5V215H4V211H2ZM35 214V215H33V214ZM46 213V214H45ZM91 213V214H90ZM165 213V214H164ZM43 214V215H42ZM48 214L50 215V216H53V217H58V218H53V217H49L48 216ZM57 216H56V215ZM143 214V215H144ZM154 214H156V215H154ZM195 214V215H194ZM232 214V213H231ZM262 214V215H261ZM37 215H39V216H37ZM74 215H75V217H74ZM108 215V216H107ZM110 215H113V216H110ZM159 215H161V217L163 216V218L164 219H166L167 221H168V223H167V221L166 220H163V218H161ZM167 215V216H166ZM110 216V218H108ZM49 217V218H48ZM77 217V218H76ZM115 217V218H114ZM171 219H170V218ZM187 217V216H186ZM72 218H73V220H72ZM191 218H192V220H191ZM194 218V219H193ZM44 219H46V220H48V221H46V222H44L43 220ZM101 219V220H100ZM105 219V220H104ZM107 219L108 220H110V221H108L107 222ZM178 219V220H177ZM187 219H188V223H187ZM252 219H254V220H252ZM91 220V219H90ZM103 220V221H102ZM161 220H163V221H161ZM193 220H194V222H193ZM198 221V220H197ZM32 222H34V224H37L38 226H41V227H37V229L36 228H34L33 226H34V224L32 223ZM44 222V223H43ZM53 222H50L51 224L53 223ZM106 222V223H105ZM175 222V221H174ZM191 222V223H190ZM251 222V223H252ZM43 223V224H42ZM49 223V224H50ZM61 223V224H62ZM71 223H73V224H71ZM25 224H28V226H29V224H30V226H29V228H28V226H26V227H24V225ZM33 224V225H32ZM41 224V225H40ZM77 224V225H76ZM109 224V225H108ZM174 224V223H173ZM184 224H182V227H184L185 225ZM188 224H189V226H188ZM263 225H264V223H262ZM36 225V226H37ZM63 225V224H62ZM64 225H65V223H64ZM174 225V226H175ZM192 225V226H191ZM66 226V225H65ZM181 226V225H180ZM61 227L62 226H60L59 225V229H61ZM231 227V228H230ZM24 228L28 231V232H25V230H24ZM81 228V227H80ZM136 228V230H137V232H140V233H143L144 234V238H143V246H141L142 247V249H137L135 252H133L131 255H130V257L127 259V260H125V259H123V255L121 254V252L118 250V243H120V242H122L123 240H125L126 239V237L130 234V232H132V230L134 231V229ZM250 228H251V226L248 228V232L251 234L252 232H250ZM78 229V231H82V235H83V231H84V229L82 230V229H79V228H77ZM234 229V230H233ZM29 230H30V232H29ZM31 230H33V231H31ZM62 230H63V227H62ZM196 231V230H195ZM200 230H197L196 232H194V237H193V239H194V241L192 240L191 242H189V244H188V248H187V256H189L190 258H191V260H189L190 258L189 257H187V259H188V261H187V259H186V263L185 264H220V260L222 261V263L221 264H256V263H254V262H257V264H260V261L258 262V260L259 259H257L256 257H254L253 255L254 254H250V252H251V249L249 250L248 248H250V247H252V242L253 241H251L250 239H253L252 237H253V235L251 236L249 233H248V235L247 236H249L250 238H248V237H246L245 239H243V240H240V238H239V236H238V233H237V230H236V227H234L233 225H231V226H229V228H228V235H230V237H229V241H231V242H229L230 243V246H229V251H231V252H227L226 254H224V256L223 257H221V255H219V256H217L216 254H214V252H210V253H204L205 255H203L202 253L203 252H201L200 254L199 253H197V255L194 253V245H197V243L198 242H200L201 240H202V238H203V233L200 231ZM34 232V234H35V236H34V234H32ZM35 232H37V233H35ZM61 230H59V233L61 234ZM229 232H231V233H229ZM236 232V233H235ZM25 233V234H24ZM80 233V232H79ZM85 233V232H84ZM62 234H64V233H62ZM61 234V235H62ZM179 234V235H178ZM40 235V236H39ZM174 237H175V239H174ZM181 237H183V236H181ZM42 238V239H41ZM247 240V241H246ZM250 240V241H249ZM241 241V242H240ZM245 241H246V243H245ZM234 242H235V244H234ZM248 242V243H247ZM192 243H193V245H192ZM251 245H250V244ZM33 244V245H32ZM232 244H234V245H232ZM25 246H26V249H24L25 248ZM245 246V247H244ZM248 246H250V247H248ZM193 247V248H192ZM234 247V248H233ZM248 247V248H247ZM191 250H190V249ZM240 250H239V249ZM19 249V250H18ZM23 249V250H22ZM47 249L48 248H46V251H47ZM244 249V250H243ZM26 252H25V251ZM244 252V256H243V252ZM29 251H31V252H29ZM92 251V252H91ZM233 251V252H232ZM241 252V254H240V252ZM48 252H50V251H48ZM247 252V253H246ZM16 253V254H15ZM249 253V254H248ZM81 254V255H80ZM195 254V255H194ZM199 254V255H198ZM78 257H77V256ZM248 255H250V257L248 256ZM82 256V257H81ZM192 256H193V258H192ZM195 256V257H194ZM207 256V257H206ZM249 257L248 259L246 258V257ZM219 257H221V258H219ZM225 257V258H224ZM245 257V258H244ZM255 259H254V258ZM0 258H1V256H0ZM195 260V261H193V260ZM227 259V260H226ZM255 260V261H250V260ZM1 260V259H0ZM78 260V261H77ZM70 261V262H69ZM81 261V262H80ZM204 261V262H203ZM228 261V262H227Z\"/></svg>", "mask_w": 264, "mask_h": 264}]
</instances>
